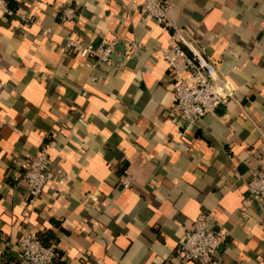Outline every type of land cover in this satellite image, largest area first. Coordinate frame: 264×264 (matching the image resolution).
Returning <instances> with one entry per match:
<instances>
[{"label":"crops","instance_id":"obj_1","mask_svg":"<svg viewBox=\"0 0 264 264\" xmlns=\"http://www.w3.org/2000/svg\"><path fill=\"white\" fill-rule=\"evenodd\" d=\"M172 1L171 21L236 87L192 125L167 115L171 32L141 0L9 1L13 16H0V264L19 263L27 232L56 240L54 264H196L179 250L203 213L226 235L220 264H264V202L247 192L264 152V0ZM64 9L75 20L61 22ZM70 35L115 43L113 63L69 52ZM45 147L49 181L30 203L20 177Z\"/></svg>","mask_w":264,"mask_h":264},{"label":"built area","instance_id":"obj_2","mask_svg":"<svg viewBox=\"0 0 264 264\" xmlns=\"http://www.w3.org/2000/svg\"><path fill=\"white\" fill-rule=\"evenodd\" d=\"M10 0H0V16H13ZM143 13L171 32L165 60L171 69L174 106L167 115L174 121L195 124L208 115H214L235 98L236 87L228 76L220 73L216 65L206 57L204 49L189 40L184 32L170 19L174 4L172 0H141ZM76 11L64 9L61 22L75 20ZM66 49L77 57L92 59L97 64L111 65L116 44L85 40L73 35L66 38ZM49 149H41L24 165L21 181L26 188L30 203L38 199L49 181L47 172ZM124 189L130 187L129 178L122 182ZM247 192L255 202H264V152L259 153L258 169L252 172L247 183ZM210 214L203 213L190 229L183 233L179 252L184 259L196 264H220L221 249L226 244V235L210 226ZM19 264H52L54 247H45L37 237L27 232L19 242Z\"/></svg>","mask_w":264,"mask_h":264},{"label":"trees","instance_id":"obj_3","mask_svg":"<svg viewBox=\"0 0 264 264\" xmlns=\"http://www.w3.org/2000/svg\"><path fill=\"white\" fill-rule=\"evenodd\" d=\"M37 239L40 241V243L42 244V245H44L45 247H54V249H55V259H54V261H53V263L52 264H54V263H57L58 262V260H59V257H58V253H57V250H56V247H55V242H56V240L55 239H52L51 241H50V243L48 242L49 241V239H48V233L46 234V235H41V236H37ZM10 262V261H9ZM11 264H19V263H16V262H10Z\"/></svg>","mask_w":264,"mask_h":264}]
</instances>
